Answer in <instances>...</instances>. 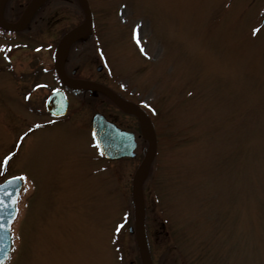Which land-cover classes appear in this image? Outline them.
Here are the masks:
<instances>
[{
  "label": "rangeland",
  "instance_id": "rangeland-1",
  "mask_svg": "<svg viewBox=\"0 0 264 264\" xmlns=\"http://www.w3.org/2000/svg\"><path fill=\"white\" fill-rule=\"evenodd\" d=\"M9 1L18 13L26 4ZM88 2L93 29L72 48L69 69L106 82L152 119L145 199L147 222L162 232L159 264H264V0ZM84 17L76 0H48L12 39L26 43L12 51L15 69L37 61L54 69L60 37ZM9 53L2 48L0 66ZM1 85L0 181H25L3 264H130L131 182L146 142L134 159H107L91 118L101 111L138 131L136 119L94 92L73 94L71 120L23 139Z\"/></svg>",
  "mask_w": 264,
  "mask_h": 264
},
{
  "label": "water",
  "instance_id": "water-1",
  "mask_svg": "<svg viewBox=\"0 0 264 264\" xmlns=\"http://www.w3.org/2000/svg\"><path fill=\"white\" fill-rule=\"evenodd\" d=\"M44 0H31L24 10L21 18L16 23H7L1 16V8L6 0H0V23L10 28H24L31 19L34 11ZM85 12L86 19L78 26L69 30L60 40L56 52L58 69L61 76L65 79L62 67L63 54L67 46L74 38L78 37L91 28V12L87 0H80ZM101 68V66H100ZM74 87H89L99 89L108 94L122 109L136 114L141 121L142 133L150 134L149 152L145 156L141 166L133 178V198L135 204L136 233L139 246L141 247L146 264H152L147 245L145 241L144 219H145V201L143 192V183L148 175L149 166L156 152L155 136L153 135V124L146 113L140 108H133L127 105L126 101L108 86L87 79H76L69 81ZM67 99L62 91L53 93L47 101L48 108L55 114H64L67 110ZM93 132L97 142L108 157H122L125 155H134L136 147L135 135L132 132L125 131L117 127L114 123L108 121L101 113H96L93 120ZM22 181L19 177H13L0 184V264H2L9 255L11 248L10 223L16 213V199L21 188Z\"/></svg>",
  "mask_w": 264,
  "mask_h": 264
},
{
  "label": "flooded vegetation",
  "instance_id": "flooded-vegetation-1",
  "mask_svg": "<svg viewBox=\"0 0 264 264\" xmlns=\"http://www.w3.org/2000/svg\"><path fill=\"white\" fill-rule=\"evenodd\" d=\"M24 6H22L21 4V7H24ZM17 13L18 12L15 10L14 5L11 4L9 0H7L3 8V14L6 17V19L8 21H15L19 17V15L16 16ZM10 14L12 15L11 17L9 16ZM0 31H1L0 41L10 44L15 41V40H12L14 36L23 34L26 31V29L13 31V30L5 29L3 26L0 25ZM12 58H13L12 53H9V55H7L5 58V61H6L5 65L0 67V74H1L0 83H2L1 87L9 91V94H11L12 96L10 98V103L8 102L7 106L9 109V112H8V118L10 120L9 125L14 126L15 129L18 130L17 131L18 134L17 136L14 134V138L15 136L18 137L19 135H21L22 138L25 139L29 135V133H31L32 131L38 128L40 129V127H46V125H48V127L53 128L61 120H71L70 118L67 119V116H70L73 113L72 112V97L74 96L73 95L74 89L73 87L69 85L67 81L63 80L60 77L56 68L54 67V69L52 68L47 69L46 67L42 66L39 61H37V63L34 62L31 65V70H23V69L19 70L17 68L15 69L14 67L15 65L12 61ZM1 69L5 71H2ZM65 69H66V73L69 76V78L75 79V78L80 77L78 75V70L76 68H73L70 71L67 60L65 61ZM46 74H48L49 75L48 77L51 78L50 81L47 80ZM88 78H91V77H88ZM30 79L31 81L29 82ZM46 89H48L46 94L39 93L37 97L33 96L34 94L37 93V91L46 90ZM59 89L64 90L69 97V108H68L67 113L64 116L54 115L52 112H50L46 108V99L48 95L51 94L53 91L59 90ZM132 116L136 119V122L139 123L138 118L135 115H132ZM25 127L26 129H24ZM49 130H53V129H49ZM134 131H135L137 139L148 142V139H147L148 136L145 137L141 135L140 129L138 131L137 130H134ZM52 132H55V131H52ZM46 135H55V134L47 133ZM145 149L146 148L143 149L142 153L145 151ZM163 226H164V223H163ZM145 230H146L147 247H148V251L150 253L152 262L153 264H157V263L159 264L161 261L159 260V258H157L155 254V244H156V239L159 237V235L162 234V232L161 233L156 232L155 234L154 226L151 225L149 222H147V220L145 221ZM129 233L133 236L134 250H136L135 254L137 256L135 259L132 258L129 261V263L130 264H145L143 256H142V251L137 243L136 233L134 231H129ZM166 234L168 233L166 232ZM170 243L172 244L174 249L176 248L180 251L179 246L175 243V240L171 237H170ZM117 245L120 246L121 243L117 241ZM182 257L179 260L182 261ZM183 258L185 259V257Z\"/></svg>",
  "mask_w": 264,
  "mask_h": 264
},
{
  "label": "trees",
  "instance_id": "trees-1",
  "mask_svg": "<svg viewBox=\"0 0 264 264\" xmlns=\"http://www.w3.org/2000/svg\"><path fill=\"white\" fill-rule=\"evenodd\" d=\"M74 46H76L75 44H73L72 48H74ZM72 50V49H71Z\"/></svg>",
  "mask_w": 264,
  "mask_h": 264
}]
</instances>
